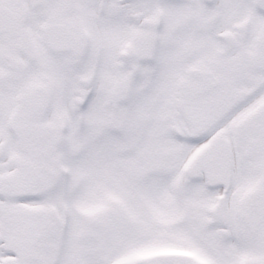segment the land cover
Returning a JSON list of instances; mask_svg holds the SVG:
<instances>
[{"label": "snow or ice", "instance_id": "obj_1", "mask_svg": "<svg viewBox=\"0 0 264 264\" xmlns=\"http://www.w3.org/2000/svg\"><path fill=\"white\" fill-rule=\"evenodd\" d=\"M0 264H264V0H0Z\"/></svg>", "mask_w": 264, "mask_h": 264}]
</instances>
